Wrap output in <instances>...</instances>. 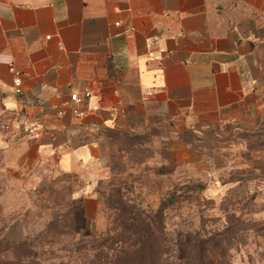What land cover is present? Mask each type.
Segmentation results:
<instances>
[{
	"label": "crops",
	"instance_id": "0c3cea01",
	"mask_svg": "<svg viewBox=\"0 0 264 264\" xmlns=\"http://www.w3.org/2000/svg\"><path fill=\"white\" fill-rule=\"evenodd\" d=\"M85 91L84 118L57 116ZM263 117L264 0H0L3 162L18 178L50 169L87 220L113 176V138H150L155 170L200 171L186 133Z\"/></svg>",
	"mask_w": 264,
	"mask_h": 264
},
{
	"label": "rangeland",
	"instance_id": "374dc122",
	"mask_svg": "<svg viewBox=\"0 0 264 264\" xmlns=\"http://www.w3.org/2000/svg\"><path fill=\"white\" fill-rule=\"evenodd\" d=\"M183 138L205 170L156 173L150 138H113L92 220L50 169L13 177L0 153V264H264V117Z\"/></svg>",
	"mask_w": 264,
	"mask_h": 264
},
{
	"label": "built area",
	"instance_id": "2783aa9c",
	"mask_svg": "<svg viewBox=\"0 0 264 264\" xmlns=\"http://www.w3.org/2000/svg\"><path fill=\"white\" fill-rule=\"evenodd\" d=\"M10 71L15 72L14 68L10 66ZM16 74V80L14 83L15 87V93L17 95H20L22 93V88H21V79H20V74L15 72ZM90 93L88 91H85L82 95H79L78 93H73L70 97V103L64 104L62 107L57 109V116L58 117H63L67 111H70L71 115L77 119L84 118L87 115V112L78 108L80 104H82L84 101L90 98ZM35 130L30 129L29 134H34Z\"/></svg>",
	"mask_w": 264,
	"mask_h": 264
},
{
	"label": "trees",
	"instance_id": "16d2710c",
	"mask_svg": "<svg viewBox=\"0 0 264 264\" xmlns=\"http://www.w3.org/2000/svg\"><path fill=\"white\" fill-rule=\"evenodd\" d=\"M159 172V174H163V173H160V172H163V171H158Z\"/></svg>",
	"mask_w": 264,
	"mask_h": 264
}]
</instances>
